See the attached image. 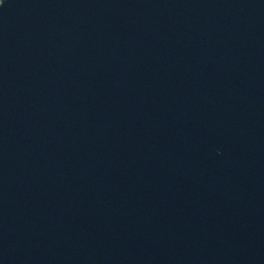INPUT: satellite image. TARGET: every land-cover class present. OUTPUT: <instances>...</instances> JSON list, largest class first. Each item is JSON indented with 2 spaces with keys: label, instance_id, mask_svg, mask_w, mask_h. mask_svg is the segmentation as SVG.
<instances>
[{
  "label": "water",
  "instance_id": "water-1",
  "mask_svg": "<svg viewBox=\"0 0 264 264\" xmlns=\"http://www.w3.org/2000/svg\"><path fill=\"white\" fill-rule=\"evenodd\" d=\"M0 264H264V0H3Z\"/></svg>",
  "mask_w": 264,
  "mask_h": 264
},
{
  "label": "clouds",
  "instance_id": "clouds-1",
  "mask_svg": "<svg viewBox=\"0 0 264 264\" xmlns=\"http://www.w3.org/2000/svg\"><path fill=\"white\" fill-rule=\"evenodd\" d=\"M0 3H3V0H0Z\"/></svg>",
  "mask_w": 264,
  "mask_h": 264
}]
</instances>
